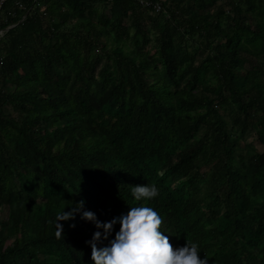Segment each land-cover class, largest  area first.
<instances>
[{"label": "trees", "instance_id": "16d2710c", "mask_svg": "<svg viewBox=\"0 0 264 264\" xmlns=\"http://www.w3.org/2000/svg\"><path fill=\"white\" fill-rule=\"evenodd\" d=\"M218 1L6 0L0 264H93L97 229L77 214L58 238L57 213L111 220L138 184L173 248L264 264V149L239 144L264 146V0Z\"/></svg>", "mask_w": 264, "mask_h": 264}, {"label": "clouds", "instance_id": "9594fccd", "mask_svg": "<svg viewBox=\"0 0 264 264\" xmlns=\"http://www.w3.org/2000/svg\"><path fill=\"white\" fill-rule=\"evenodd\" d=\"M131 193L136 202L144 203L130 206L126 213L108 221H101L95 212L85 210L83 199L71 204L68 211L64 210L65 206L57 213L56 236L59 238L63 233L60 221L74 220L80 214L81 219L91 222L97 229L86 241L91 247L93 264H208L207 258L198 255L201 250L197 242L173 248L169 236L163 234L168 229L166 213L146 203L159 196L158 186L138 184L131 187ZM116 224L119 229L109 239Z\"/></svg>", "mask_w": 264, "mask_h": 264}, {"label": "built area", "instance_id": "2783aa9c", "mask_svg": "<svg viewBox=\"0 0 264 264\" xmlns=\"http://www.w3.org/2000/svg\"><path fill=\"white\" fill-rule=\"evenodd\" d=\"M138 3L145 9L149 10L150 12L156 14L163 10L162 3L159 0H137ZM6 0H0V10L2 9ZM16 5L20 8L22 7V3L17 1ZM2 31H0V34ZM1 64V61H0Z\"/></svg>", "mask_w": 264, "mask_h": 264}, {"label": "rangeland", "instance_id": "374dc122", "mask_svg": "<svg viewBox=\"0 0 264 264\" xmlns=\"http://www.w3.org/2000/svg\"><path fill=\"white\" fill-rule=\"evenodd\" d=\"M159 1H164V0H159ZM225 4L224 0H219L218 4ZM164 9V8H163ZM258 139L255 137V134L250 133L249 135H246L245 138L239 140V144L240 146H245L246 143H252V145L254 146V148H256L259 151H263L264 146L262 144L259 143V141H257ZM4 216L3 212H2V208L0 209V218Z\"/></svg>", "mask_w": 264, "mask_h": 264}]
</instances>
